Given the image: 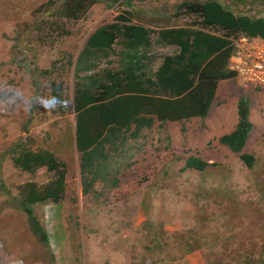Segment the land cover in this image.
<instances>
[{"label": "rangeland", "instance_id": "374dc122", "mask_svg": "<svg viewBox=\"0 0 264 264\" xmlns=\"http://www.w3.org/2000/svg\"><path fill=\"white\" fill-rule=\"evenodd\" d=\"M48 1L0 0V80L43 95H52V84H63V100L54 112L0 113V264L263 262L264 89L243 87L241 95L252 108V131L243 150L255 158L252 169L218 144L230 126L155 125L144 133L132 164L125 162L119 187L105 190L98 184L100 196H83L74 143L73 65L68 61L74 63L93 30L130 8L124 0H100L79 19L65 21L52 16L63 0L54 8ZM193 1L205 0L132 1L131 11L137 22L154 27L185 26L193 17L184 10L178 14L176 7ZM218 1L235 14L264 18V4ZM172 53V48L154 50L158 56ZM205 133L200 147L198 134ZM19 141L52 152L65 165L61 201L33 205L47 233L50 256L30 233L15 199L19 186L42 185L52 177L45 169L29 175L13 166L9 150ZM189 157L211 166L202 172L186 169Z\"/></svg>", "mask_w": 264, "mask_h": 264}, {"label": "trees", "instance_id": "16d2710c", "mask_svg": "<svg viewBox=\"0 0 264 264\" xmlns=\"http://www.w3.org/2000/svg\"><path fill=\"white\" fill-rule=\"evenodd\" d=\"M59 1L49 0L47 6L54 8ZM99 1L63 0L52 16L57 20H77ZM132 1L143 0H124L130 10L121 11L112 22L93 30L74 63L68 61L69 66L73 65L74 143L83 196H100L95 189L98 184L105 190L119 187L125 162L130 160L132 164L141 150L144 133L156 124L163 127L205 119L218 83L235 78V73L226 69L235 50L234 40H264V18L235 14L218 0L183 2L176 7L177 13L184 10L193 20L185 26L160 28L137 22L131 11ZM232 3L254 5L264 4V0ZM156 48H172L173 53L158 56L154 54ZM103 64L110 67L102 68ZM51 91L61 103L63 84H52ZM236 108L238 122L234 130L221 136L218 143L252 169L255 158L243 152L252 130L249 101L241 96ZM23 130L27 132L26 127ZM9 154L13 166L26 174L34 175L39 169L51 174L45 184L27 182L19 186L15 199L30 233L50 256L49 239L33 205L61 201L65 165L52 152L31 149L20 141ZM209 166L200 158L189 157L184 167L202 172ZM3 189L0 180V190Z\"/></svg>", "mask_w": 264, "mask_h": 264}, {"label": "built area", "instance_id": "2783aa9c", "mask_svg": "<svg viewBox=\"0 0 264 264\" xmlns=\"http://www.w3.org/2000/svg\"><path fill=\"white\" fill-rule=\"evenodd\" d=\"M227 71L234 72L244 88L264 89V40L241 37L234 43Z\"/></svg>", "mask_w": 264, "mask_h": 264}, {"label": "crops", "instance_id": "0c3cea01", "mask_svg": "<svg viewBox=\"0 0 264 264\" xmlns=\"http://www.w3.org/2000/svg\"><path fill=\"white\" fill-rule=\"evenodd\" d=\"M234 86H235V88H234ZM244 89H247V88H244ZM242 90H243V87L240 85V83L236 79V77L232 78V79L220 81L218 83V86H217L215 99L211 105L209 114L205 119L194 118L188 122L168 123V124H184V123L192 122V128H194V129L195 128L197 129L198 126H201L203 124H205L208 128H210L212 126V124H215V123H216V125H218V128H220V126L232 127L227 132L220 134L218 137V139H219L221 136L229 134L230 132H232L234 130L237 122H238L237 108H236V113H235V109L233 110L231 108L233 106L237 107V102H238L240 96L243 94ZM231 104H232V107H231ZM228 105H229V107H228ZM219 107H221V108H219ZM215 108H218L219 110L217 111V114L213 115V111ZM224 111H226V116L225 115L223 116ZM213 117H215V118L213 119ZM249 121L250 122L252 121V108L250 109V107H249ZM156 126L159 127L158 124H156ZM206 126H205V128H206ZM202 132H204V131H202ZM201 135L202 134H198L199 139H201L200 147L204 146L203 144H205V142L207 140V134L206 133L203 134V135H205V138H203V135L201 138ZM224 148H226V147H224Z\"/></svg>", "mask_w": 264, "mask_h": 264}, {"label": "clouds", "instance_id": "9594fccd", "mask_svg": "<svg viewBox=\"0 0 264 264\" xmlns=\"http://www.w3.org/2000/svg\"><path fill=\"white\" fill-rule=\"evenodd\" d=\"M58 98L51 94L43 95L26 91L22 87L0 80V113L12 114L23 112L32 114L34 109L43 108L49 113L56 111ZM75 117V113H72Z\"/></svg>", "mask_w": 264, "mask_h": 264}]
</instances>
